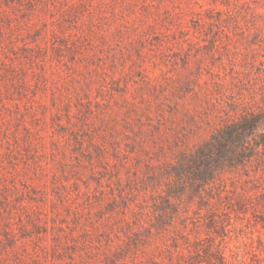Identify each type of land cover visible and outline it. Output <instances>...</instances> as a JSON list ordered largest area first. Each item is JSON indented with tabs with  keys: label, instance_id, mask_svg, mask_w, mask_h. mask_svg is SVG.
Segmentation results:
<instances>
[{
	"label": "rangeland",
	"instance_id": "374dc122",
	"mask_svg": "<svg viewBox=\"0 0 264 264\" xmlns=\"http://www.w3.org/2000/svg\"><path fill=\"white\" fill-rule=\"evenodd\" d=\"M226 18L222 0H0V264H264L255 162L165 208L163 150L264 107V51Z\"/></svg>",
	"mask_w": 264,
	"mask_h": 264
},
{
	"label": "trees",
	"instance_id": "16d2710c",
	"mask_svg": "<svg viewBox=\"0 0 264 264\" xmlns=\"http://www.w3.org/2000/svg\"><path fill=\"white\" fill-rule=\"evenodd\" d=\"M222 2L227 6L226 19L232 20L233 26L246 35H254V43L257 44L255 50L264 51V10L261 9L264 7V0ZM248 15L250 17L246 20ZM220 19L221 17L216 18ZM198 22L202 25L206 21L204 17H199ZM258 61L262 66L260 76L264 77V58ZM165 127L167 129H157L153 137L161 150L164 149L163 142L170 140V127ZM142 143L145 144L146 140L143 139ZM176 146L171 152L163 150L165 157L161 161L162 174L169 180L165 208L171 206L172 199L183 193L186 186L199 191L208 184L212 185L217 179H222L224 171L229 168L246 165L248 162H255L261 167L264 180V107L247 110L239 117L226 121L208 138ZM213 264H229L221 248L217 250L216 262Z\"/></svg>",
	"mask_w": 264,
	"mask_h": 264
}]
</instances>
